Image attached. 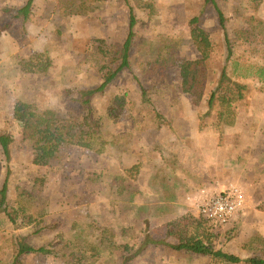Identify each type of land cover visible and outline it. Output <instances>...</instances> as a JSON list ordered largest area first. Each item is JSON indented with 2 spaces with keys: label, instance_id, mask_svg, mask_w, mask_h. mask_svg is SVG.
<instances>
[{
  "label": "rangeland",
  "instance_id": "obj_1",
  "mask_svg": "<svg viewBox=\"0 0 264 264\" xmlns=\"http://www.w3.org/2000/svg\"><path fill=\"white\" fill-rule=\"evenodd\" d=\"M24 1L0 0V8L5 4L20 5ZM203 1L130 0L138 17V24L135 27L138 38L133 47V55L138 57L147 54L145 42L142 41L146 38L155 39L160 45L165 47L174 46L179 50L178 62L170 69L168 74L174 85V95L180 96L175 102L169 99V94L161 92L152 78L149 76L143 77L140 75L138 67H134L139 81L148 90L149 98L163 114L164 122L168 118L165 116V107L171 109L185 105L188 108L195 106L206 110L209 93L215 89L221 69L225 64V54L217 53L218 50L213 51L212 58L209 61V78L205 93L198 97H183L178 93L181 81V64L184 60L199 57L201 54L196 45L191 42V28L188 19L199 13ZM37 2L38 11L47 10L49 17L40 20L38 23L29 22L25 28L20 20H17L18 23L16 24L14 22L13 28L8 32H4L0 37V65L5 64L6 66L11 59L17 60L19 55L28 56L35 50L50 49L57 65L55 64L47 75L20 73L14 76V96L29 99L39 108H56L65 116L68 114L80 115L83 106L75 100L79 96L78 91L82 88L97 86L102 78L101 74L88 64L78 65L81 53L88 48L94 38L106 37L116 42L126 37L128 32L127 6L123 0H116L120 7L116 3H110L106 0L109 4L106 3L103 6L105 5L104 9L110 8L111 19L105 25H101L98 19L96 21L98 24H94L93 20L83 22L86 28L90 24L95 25L93 27L94 34L90 36V41L86 46L75 47V41L79 38V33L75 28V25L79 22L75 21V15H71L54 0H38ZM218 2L228 16V33L232 34L236 28L247 26L245 15L253 13L255 2L252 0H218ZM258 2L257 15L264 18V0H258ZM5 18L7 17L0 11V25ZM79 19L84 20V17H79ZM109 22L111 25L108 26ZM202 27L215 35L214 41L218 42L217 47L224 46L225 30L221 28L213 8L203 17ZM71 46L74 47L71 48ZM242 51H244V48H240L238 54H241ZM251 56L252 54L249 59L253 60L252 62H261L260 59ZM63 67L65 69H62ZM2 68L3 70H0V82L6 84L9 81L5 75V67ZM9 71H11V68ZM125 72L120 75L123 79L122 82L119 81L114 85H109L105 93L99 95L95 100L97 110L105 115L102 131L108 141L106 152L96 154L85 151L86 149L77 148V146H68L64 143L57 144L56 151L61 156L62 166L61 171L56 173L48 171L46 168L33 167L31 149L22 140L17 141L13 147L10 161L7 160L0 147V183L8 166L13 168L16 176V180L11 182L8 192V202L16 224L14 225L7 214L3 212L0 214V247L4 248L7 259L12 257L16 238L20 233L31 234L28 241L35 246L43 245L52 239L56 234V230L51 226L53 220L61 221L64 229H70L73 222L79 221L95 222L97 224L100 222L113 223L116 228L123 224H131L135 225L138 232L142 222L148 220L149 232L160 235V231L163 234L165 233L164 225L168 222H173L190 213L187 198L189 195L185 197V193H182L184 190L182 184H179L182 188L179 192L181 195L178 200L179 205L172 208L171 211L167 210L165 212L164 201L158 200L160 202H156L157 198L162 196L159 193L158 196L156 194L161 186L159 180H153L155 177L154 166L165 165V158H167L165 157V142H168V138L171 139L173 134L177 136V132L174 131L172 134L165 132V125L161 129L153 126L154 123H151L153 116L147 109L148 107L139 103L141 90L140 86L137 85L138 80L135 78V74L129 71ZM130 80L134 84L129 83ZM244 81L248 84L247 95L239 108L245 105L247 107H263L264 109V92L260 90L258 81L253 77L246 78ZM125 82L128 83L125 84ZM1 87L2 83L0 86V127L7 128L13 135L21 138L22 125L12 119L10 111L15 98L6 94V91H3ZM229 87L230 83L225 82L220 89L221 93H228ZM171 91L172 89L169 90V93ZM2 93L6 95H1ZM109 110H111L110 113H108ZM221 121L223 119L218 118L216 115L207 119L208 124L212 125L221 123ZM124 131H128L135 136L133 142L135 145L120 153L118 148L110 143L119 133ZM194 150L186 151L183 148L182 155L178 156L180 159L178 170L173 171L170 166H166L164 173L179 175L185 180L186 185L191 187L199 184L201 182L199 177H203V175L213 179L215 186H222L225 185L222 183L227 184L230 181L242 185V181H244L246 187H250L249 189L246 188L250 195V209L245 215H241L235 224L218 229L219 236L216 245L236 253L244 259L252 256H264V211L258 208L264 200H261L258 205H254L257 198L262 199L260 196H264V170H259L256 166L248 170L245 169L247 173L244 175L240 168H233L226 164L228 167L224 169L223 174L218 175L215 168L209 170V162L207 161L209 157H204L201 150L198 149L193 154ZM193 155H196V158H193ZM137 159H144L143 162L149 168L147 176L142 178V183L139 178L136 185L140 189L142 188L141 190L144 192V195L140 196V200L145 201L144 203H151L150 206L141 203L134 210L131 209L132 211L123 213L122 208L117 209L118 206H123L119 202L105 199L103 195L96 194L93 184L90 182L91 185L88 182L83 184V176H89L94 171L107 169L104 164L109 160L123 168L131 166ZM262 159L264 161V157ZM259 178L262 179L259 186L252 188L248 184V180L256 181ZM155 181L158 182V187L154 186ZM17 183H20L18 185L26 188L48 204L47 214L43 217L47 227L39 234H32L38 217L24 209L22 197L19 194L20 190L16 189ZM256 184H258L257 181ZM167 252L170 253V256ZM22 261L26 264H68L62 259L41 254H26L22 257ZM113 263L111 257H107L104 262V264ZM208 263L209 258L205 256L195 255L188 251L174 255L169 251H165V247L150 245L131 264Z\"/></svg>",
  "mask_w": 264,
  "mask_h": 264
},
{
  "label": "trees",
  "instance_id": "obj_2",
  "mask_svg": "<svg viewBox=\"0 0 264 264\" xmlns=\"http://www.w3.org/2000/svg\"><path fill=\"white\" fill-rule=\"evenodd\" d=\"M37 1L25 0L20 5L5 4L1 7L0 11L7 18L0 25V37L4 32L13 28L16 20H20L25 28L29 22L38 23L40 20L48 18L47 10L38 11ZM54 1L63 6L71 15L83 16L95 13L104 4V0ZM123 1L128 9L126 37L116 42L106 37L94 38L88 48L81 53L78 65L88 64L97 70L102 78L97 86L82 88L78 91L79 96L75 100L83 106L80 115L68 114L65 116L56 108H39L29 99L14 96V76L20 73L47 75L55 66L56 62L50 49L35 50L28 56L19 55L17 60L11 59L6 66L5 64L0 65V70L5 67V75L9 81L6 84L0 82V86L2 83V90L15 98L13 117L23 125L22 142L31 149L33 167L60 172L62 159L56 151L58 143L77 146L96 154L106 152L108 142L102 131L105 115L99 113L95 106V100L99 95L105 93L107 87L115 82L120 73L125 71L135 74V78L138 80L137 85L141 90L139 103L148 107L147 109L153 116L151 118L153 126L161 129L165 125L163 114L149 98L148 90L139 81L134 67H138L140 75L143 77L152 78L161 92L169 94V99L175 102L180 96L174 95V85L168 74L178 62L179 50L174 46L160 45L155 39L146 38L142 41L145 42L147 54L134 56L133 47L138 38L135 31L138 17L130 0ZM252 1L255 2L253 4L254 11L245 15L247 26L236 28L232 34L227 32L228 16L218 0H204L199 13L188 19L191 28V42L196 45L201 54L199 57L184 60L181 64L179 94L193 97L202 96L208 85V67L213 51L218 50L217 53L225 54H223L225 64L221 69L215 89L209 93L206 102L207 108L199 111L197 115L200 129L209 125L207 119L213 115L223 119L222 124L233 125L236 122L238 108L247 95L248 84L244 81L246 78L256 79L260 90L264 92V18L257 15L258 0ZM212 8L221 28L225 30L224 46L221 48L217 47L218 42L214 41L215 35L202 27L203 17ZM240 48H244V51L238 54ZM251 54V57L255 56L261 62H252L253 60L249 59ZM225 82H229L230 87L228 93L223 94L220 89ZM170 89L172 91L169 93ZM6 94L2 93L1 95ZM134 139V135L124 131L116 136L112 144L122 153L135 145L133 144ZM16 142L15 136L7 128L0 127V147L8 161L11 160L12 147ZM143 160L138 164L123 168L117 166L115 162L108 161L104 164L107 169L83 176V184L90 182L93 184L96 194L103 195L105 199L119 202L123 206H118L117 209L122 208L123 213L134 210L141 203L148 206L151 203H144L145 201L140 200V196L144 195V192L136 185L142 168L147 166ZM179 162V157H167L165 165L154 166L155 177L153 180H159L161 186L156 194L158 196L159 193L162 196L157 198L156 202L164 201L165 212L171 211L172 208L179 205L178 200L181 197L179 192L182 189L179 184L184 185L182 193H185V197L203 187L215 186V181L209 176L199 177L201 182L191 187L186 185L185 180L179 175L164 173L166 166H170L173 171L178 170ZM15 180L14 170L8 166L5 180L0 187V211L7 214L14 225L16 220L11 214L8 192L11 182ZM155 183L154 186L158 187V182L155 181ZM16 189L20 190L19 194H21L24 208L38 217L32 234L41 233L47 227L43 217L47 214L48 204L26 188L17 185ZM258 208L264 211V202ZM189 211L190 213L182 218L164 225L165 233L163 234L159 230L160 235L149 232L148 220L142 222L139 232L135 225L131 224H123L116 228L113 223L100 222L97 224L79 221L73 222L70 229H64L61 221L53 220L51 226L56 230V234L52 239L43 245L35 246L28 241L31 234L20 233L17 235L12 257L7 259L4 248L0 247V264H26L22 261V257L26 254L53 256L68 264H104L107 257L113 258V264H131L150 245L165 247V251L174 255L188 251L195 255L205 256L209 258L208 264H264V256H252L244 259L238 254L216 245L219 236L218 229L231 226L236 222L215 223L198 214L191 207ZM168 255L170 256V253Z\"/></svg>",
  "mask_w": 264,
  "mask_h": 264
},
{
  "label": "crops",
  "instance_id": "obj_3",
  "mask_svg": "<svg viewBox=\"0 0 264 264\" xmlns=\"http://www.w3.org/2000/svg\"><path fill=\"white\" fill-rule=\"evenodd\" d=\"M108 1H110V3H116V0H108ZM106 3H107L106 0H104V4ZM116 4L118 7H120L119 3ZM104 6H102L100 10L96 11L95 13L89 16H83V15L74 16L75 21L79 22L75 25V28L79 33V38H77V41H75V45H76L75 47L77 46L84 47L88 44V42L90 41V36L94 34L93 27L95 26L94 24L96 23L97 19L101 25H105V23H107L111 19L110 8L104 9ZM79 17H84V20L79 19ZM89 20H93L94 24H90L89 27L86 28L83 22H87ZM16 23H18L17 20L15 21V24ZM109 25H111L110 22L108 23V26ZM87 38L89 39L87 40ZM72 47L74 46H71V48ZM123 74L124 72L120 73V75ZM120 75L117 77L113 85L118 83L119 81L122 82L123 79H121ZM126 83L128 82H125V84ZM129 83L134 84L132 80H130ZM183 97H185V95H183ZM182 101L184 100L182 99ZM201 110L202 109H199L195 106L188 108L185 105L171 109L165 107V116L168 117L165 120V132L167 133L170 132L171 134L174 131L177 132V136L173 134V137L171 139L169 137L168 138L169 141L165 142V157H178V156L180 157L182 155L183 148H185L186 151L195 149L193 154H195L196 149H198L201 150L202 155L204 157H209L207 158V161L209 162V170H214L215 168L216 173L218 175H222L224 169L228 166H231L233 168H240L242 170V173H244V175H246L247 173V171L245 172V169L248 170L251 168H255L256 166H258L259 170H264V161H262L263 160L262 158L264 157L263 107L257 108V107H249V106L247 107L245 105L241 106L239 108L236 122L233 125H227L222 123H217L214 125L209 124L203 129H200V123L197 117L199 111ZM10 111L12 113V115L10 114L12 119L18 122L19 125H22L19 121L15 120L13 117L14 104L11 107ZM22 129H23V125H22ZM22 134H21V138H18L17 136L14 135L17 141L22 140V136H23ZM58 144L60 145L62 143H58ZM110 144H112V141ZM67 145L69 146V144ZM57 153L59 154V152ZM194 157L196 158V155H193V158ZM141 160L142 159L135 160L132 165L140 163ZM110 161L111 160H109V162ZM7 169L6 172L3 173V180L0 183V187L2 186L5 180ZM148 169L149 168L147 166H144L142 168L139 176V178L141 179V183H142V178L147 176ZM260 180L262 179L259 178L256 180L258 184H256V181L248 180V184L252 188H255L256 186H259ZM231 182L234 181H230L229 183ZM18 184L20 183H17L16 185ZM222 184H226V183H222ZM242 185L245 188L248 189L250 188L249 186L246 187L244 181H242ZM260 194L262 195L261 192ZM260 197H262V199L257 198L255 200L254 205L256 204L258 205V203L261 200H264V196H260ZM249 209L250 208L248 207L247 209L239 212L234 217L232 222H238V218L241 215L242 216L245 215ZM1 213L2 212H0V214Z\"/></svg>",
  "mask_w": 264,
  "mask_h": 264
},
{
  "label": "built area",
  "instance_id": "obj_4",
  "mask_svg": "<svg viewBox=\"0 0 264 264\" xmlns=\"http://www.w3.org/2000/svg\"><path fill=\"white\" fill-rule=\"evenodd\" d=\"M190 207L215 223L227 224L250 206L247 189L235 182L222 186H206L190 194Z\"/></svg>",
  "mask_w": 264,
  "mask_h": 264
}]
</instances>
